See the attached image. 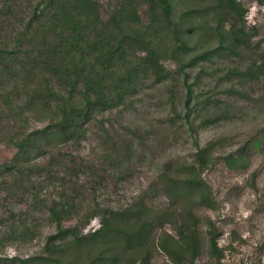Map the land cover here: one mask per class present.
<instances>
[{
  "label": "trees",
  "instance_id": "16d2710c",
  "mask_svg": "<svg viewBox=\"0 0 264 264\" xmlns=\"http://www.w3.org/2000/svg\"><path fill=\"white\" fill-rule=\"evenodd\" d=\"M242 1L0 0V144L12 152L0 164V264H206L203 238L224 264L215 221L197 213L219 208L212 173L244 174L264 157V127L233 151L220 152L228 136L194 142L188 160L164 162L144 192L114 207L102 192L125 184L148 150L143 133L113 139L104 123L163 87L167 128L194 138L242 118L237 102L264 100V34ZM97 125L107 143L98 163L84 162L72 151ZM41 238L32 256L2 253Z\"/></svg>",
  "mask_w": 264,
  "mask_h": 264
},
{
  "label": "rangeland",
  "instance_id": "374dc122",
  "mask_svg": "<svg viewBox=\"0 0 264 264\" xmlns=\"http://www.w3.org/2000/svg\"><path fill=\"white\" fill-rule=\"evenodd\" d=\"M242 2L248 9L247 24L256 26L260 36L263 35L264 5L249 0ZM178 91L179 97H182V88L179 87ZM166 100L163 87L146 90L140 96L135 111L129 112L124 118L111 117L112 123H104L105 129L113 139L119 140L120 137H126L129 129L138 134L143 133L146 136H144V144L148 150L146 153L148 159L141 160V164H134L125 184L120 185L117 191L109 189L102 192L101 199L106 204L117 207L132 202L154 181L164 162L172 159L188 160L194 151V142L202 147L208 141L228 136L232 138L233 145L230 149L220 152L233 151L264 127V100H258L250 105L237 102V107L242 109V118L199 131L193 138L186 127L180 131L167 128L168 119L173 114ZM177 110L178 113L183 114L181 106H178ZM35 126L39 128L42 125ZM106 137L108 139L98 125L94 126L88 139L72 153L80 155L84 162L96 164L102 156L100 147L107 143ZM11 156V150L0 144V164L8 161ZM252 173H256L254 178L256 190L250 187ZM208 179L215 192L219 208L213 211L201 210L197 214L201 218L208 217L215 221L221 234L219 245L227 248L224 264H250L258 260L264 264V157L256 153L251 167L244 174H230L219 168ZM107 194L108 197H106ZM74 224L75 220H72L65 223V226ZM97 227L98 220L94 219L84 232ZM52 232V228L46 227L42 230V237ZM201 241L202 257L205 263L218 264L209 258L206 238ZM42 243L41 238L27 244H15L3 249L2 253L8 257H28L38 253ZM155 264H165L164 259L161 256L157 257Z\"/></svg>",
  "mask_w": 264,
  "mask_h": 264
}]
</instances>
